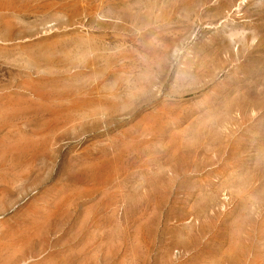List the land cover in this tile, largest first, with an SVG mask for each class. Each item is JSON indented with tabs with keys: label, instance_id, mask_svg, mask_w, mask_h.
Returning a JSON list of instances; mask_svg holds the SVG:
<instances>
[{
	"label": "rangeland",
	"instance_id": "rangeland-1",
	"mask_svg": "<svg viewBox=\"0 0 264 264\" xmlns=\"http://www.w3.org/2000/svg\"><path fill=\"white\" fill-rule=\"evenodd\" d=\"M0 264H264V0H0Z\"/></svg>",
	"mask_w": 264,
	"mask_h": 264
}]
</instances>
